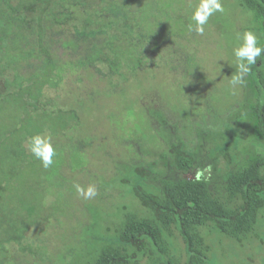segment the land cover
Wrapping results in <instances>:
<instances>
[{
    "label": "rangeland",
    "instance_id": "obj_1",
    "mask_svg": "<svg viewBox=\"0 0 264 264\" xmlns=\"http://www.w3.org/2000/svg\"><path fill=\"white\" fill-rule=\"evenodd\" d=\"M198 2L111 1L109 6H131L132 30L137 25L162 47L152 65L142 70L121 65L103 80L89 68L79 73L66 66L78 78L60 75L49 104L46 95L38 97L47 112L20 121L25 134H13L18 121L5 120L12 109L7 100L0 104V264L89 263L116 241L126 213L151 217L134 194L136 186L160 195L163 181L187 179L233 205L228 177L246 161L264 158L252 111L259 102L254 73L251 69L243 86H231L237 72L233 48L245 31L254 32L262 46L264 30L238 0H222L224 12L210 17L203 36L189 32ZM100 3L87 0L103 9ZM258 69L264 74V64ZM36 134H50L56 148L48 169L28 151L27 138ZM176 144L194 158L188 172L174 164L170 147ZM137 169L145 176L138 177ZM77 184L94 185L98 194L84 199ZM200 231L209 247L208 264H264V207L254 231L241 241L213 225ZM167 240L169 258L183 264L187 256L179 233ZM140 264H158V258L145 257Z\"/></svg>",
    "mask_w": 264,
    "mask_h": 264
},
{
    "label": "trees",
    "instance_id": "obj_2",
    "mask_svg": "<svg viewBox=\"0 0 264 264\" xmlns=\"http://www.w3.org/2000/svg\"><path fill=\"white\" fill-rule=\"evenodd\" d=\"M111 1L118 2L100 0L103 9L90 7L87 0L0 1L5 4L0 7V104L7 100L12 109L5 120L18 121L14 135L25 134L20 121L47 112L45 103L54 98L60 75L76 81L78 75L72 73L88 72L89 68L103 80L121 65L129 70L145 69L163 50L161 46L156 48L153 35H145L137 25L132 30L130 5L109 6ZM238 2L260 18L264 30V0ZM92 35L98 37L92 40ZM261 63L264 64V53ZM259 64L252 67L259 96L252 111L264 140V74L258 69ZM66 66H73L74 71ZM42 94L46 95L44 100L49 99L43 106L38 101ZM170 154L178 170L188 172L193 167L194 158L181 144L171 146ZM136 175L144 177L145 172L137 169ZM133 191L151 217L126 213L116 241L104 245L87 264H140L145 257L158 258V264H174V259L169 258L167 240L173 231L179 233L185 246L187 258L183 264H208L209 247L201 228L213 225L219 233L236 241L254 231L264 207V158L246 161L228 177L226 192L233 205L187 179L163 181L160 195L142 186Z\"/></svg>",
    "mask_w": 264,
    "mask_h": 264
},
{
    "label": "clouds",
    "instance_id": "obj_3",
    "mask_svg": "<svg viewBox=\"0 0 264 264\" xmlns=\"http://www.w3.org/2000/svg\"><path fill=\"white\" fill-rule=\"evenodd\" d=\"M217 12H224L222 0H199L191 15L192 23L188 25L189 32L203 36L210 17ZM238 39L241 43L233 48L237 68L236 74L230 78V84L233 88L237 85H244L245 76L251 72L252 66L257 64V58L260 59L264 53V47L259 46L258 38L254 32L245 31L238 35ZM27 147L44 169L50 168L55 163L54 157L57 152L50 134H36L28 137ZM201 175L202 173L198 172L196 179L199 180ZM75 188L76 192L84 199H91L98 194L94 185L84 188L77 184Z\"/></svg>",
    "mask_w": 264,
    "mask_h": 264
}]
</instances>
